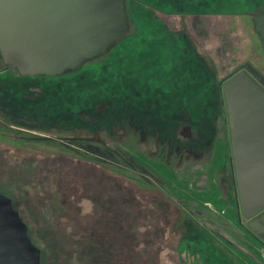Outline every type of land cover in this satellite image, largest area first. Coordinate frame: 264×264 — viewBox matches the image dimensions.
<instances>
[{
	"label": "rangeland",
	"instance_id": "1",
	"mask_svg": "<svg viewBox=\"0 0 264 264\" xmlns=\"http://www.w3.org/2000/svg\"><path fill=\"white\" fill-rule=\"evenodd\" d=\"M125 10L130 35L111 52L133 58L138 66L153 61L151 71L161 80L148 89L165 102L199 105L190 109L189 124L198 130L192 143L214 148L210 166H200L183 182L157 164L148 165L164 184L158 193L148 177L134 174L121 160L120 194L103 203L98 182L105 162L76 148L77 129L56 131L48 141L21 139L32 135L2 125L0 84V194L27 226L40 264H264V247L244 229L234 198L224 200L216 186L229 160L223 136L213 130L220 82L245 65L264 78V50L251 16L264 10V0H127ZM100 75L99 67L84 66L65 77L72 122L75 111H90L113 94V80L99 81ZM12 76L3 73L0 79ZM209 100L215 106L204 122ZM60 138L71 139L61 144ZM129 194L131 205L125 202ZM105 206L116 213L108 215Z\"/></svg>",
	"mask_w": 264,
	"mask_h": 264
},
{
	"label": "flooded vegetation",
	"instance_id": "2",
	"mask_svg": "<svg viewBox=\"0 0 264 264\" xmlns=\"http://www.w3.org/2000/svg\"><path fill=\"white\" fill-rule=\"evenodd\" d=\"M126 2L127 0H125V8ZM263 12L264 10L258 15ZM251 16L255 20L257 15ZM255 25L257 29L256 20ZM129 35L127 34L122 39ZM258 35L262 43L261 36L259 33ZM119 41L115 42L105 54L84 62L79 69L81 70L84 66L99 67V70H101L99 81L112 79L113 94L98 101L96 105L89 108L90 111H75L74 122H72L73 110L69 102L70 88L65 77L79 70L66 71L57 76H24L15 68L5 65L0 56V75L3 73L9 74V72L14 75L4 80L0 79V84L3 87L1 88L3 127L32 135L20 137L21 139L39 142V140H52L56 131H68L70 134L73 126L77 129L76 133L78 135L76 148L85 153L96 154L99 156V160L105 162L100 171L105 173L101 174L104 178L97 182L102 186L101 198L103 203L106 204L120 194L118 178L119 161L121 160L127 167L131 168L134 174L139 171L138 175L148 177L147 179L154 187L159 189L158 193H160L162 191L161 186H164V184L157 174H153L154 172L148 168V165H159L171 171L173 175L178 176L184 182L186 178L197 173L200 166H210L211 155L214 153V148L210 145L207 146L205 143H201L202 145L199 146V144L192 143L198 130L193 131V126L189 123L190 118L193 116L192 111L199 105L194 103L191 106L173 104L159 98L155 91L151 88L148 89L152 81L160 83L161 80V77L159 78L157 74H153L151 71L150 65L154 62L144 60L143 66H138L134 62L135 60L129 56L126 57L121 52L112 53L111 49ZM262 48L264 50L263 43ZM112 54H114L113 57L109 56ZM109 67H114L112 68L113 72L108 76L104 75L103 72L107 71ZM243 71H246V65L238 68L219 84L220 98L217 105V114L214 117L213 130L218 138L223 136L225 140L223 152L228 155L229 164L228 168L224 167L219 170L221 180L216 186L219 188L221 197L224 200L231 201L232 197L234 198L239 219L245 223L244 229L264 247V233L258 234L247 228L248 220L243 217L240 208L232 159L233 145L231 142L229 110L222 91L225 82ZM175 76L179 75L176 73ZM161 84H164L163 79ZM250 86L255 87L258 84H250ZM186 97H194V95L192 93L190 96L187 93ZM214 106V103L209 100L207 108L202 110L204 122H208L207 120L213 112L212 107ZM251 121L257 122L258 128L252 133L249 129H245L243 132L246 137L254 135V140L243 143V153L264 156V117L251 119ZM169 124L175 125L174 129L169 128ZM70 139L60 138V143L62 144L63 140H69L70 142ZM124 144H129L127 150H122L121 145ZM119 150L130 157L131 161L125 160ZM135 156H141L143 162L137 161ZM156 159L160 162H157ZM255 165L264 168V161H260ZM123 169L127 170L126 168ZM196 189L199 190V187H196ZM132 200L134 201L133 194H129L125 202L131 205ZM103 209L108 215L116 213L113 207L105 206ZM21 222L23 223V221ZM26 229L28 236L27 226ZM259 231L261 232V229Z\"/></svg>",
	"mask_w": 264,
	"mask_h": 264
},
{
	"label": "water",
	"instance_id": "3",
	"mask_svg": "<svg viewBox=\"0 0 264 264\" xmlns=\"http://www.w3.org/2000/svg\"><path fill=\"white\" fill-rule=\"evenodd\" d=\"M264 47V12L255 16ZM125 0H0V56L24 76L77 71L129 34ZM250 84L258 86L251 87ZM261 85V86H259ZM229 110L232 159L247 228L264 233V156L243 153V134L264 117V79L250 65L222 86ZM261 229V232L259 231ZM0 264H40L26 226L0 194Z\"/></svg>",
	"mask_w": 264,
	"mask_h": 264
}]
</instances>
